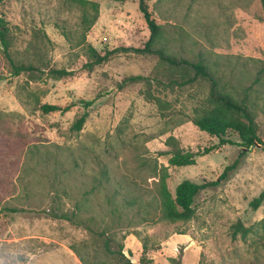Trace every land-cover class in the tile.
I'll return each instance as SVG.
<instances>
[{"label": "rangeland", "instance_id": "obj_1", "mask_svg": "<svg viewBox=\"0 0 264 264\" xmlns=\"http://www.w3.org/2000/svg\"><path fill=\"white\" fill-rule=\"evenodd\" d=\"M92 1L99 17L88 29L71 0L0 3L10 55L0 25V204L21 209L0 215V264H121L122 253L129 264H264V201L250 207L264 190V145L241 144L232 128L225 137L236 144L221 145L196 125L209 107L210 82L181 84V67L135 50L151 34L138 0ZM146 2L162 27L157 47L203 60L235 99L248 94L264 140L260 1ZM91 47L118 50L90 69ZM12 60L35 68L15 75ZM54 68L72 74L56 79ZM131 75L148 79L125 82ZM81 99L95 100L86 108ZM46 102L77 104L45 112ZM84 112L83 128L74 130ZM208 148L193 164L170 162L175 151ZM165 173L172 194L184 179L219 184L197 195L192 219L174 222L164 215ZM73 211L76 222L56 216ZM238 221L251 228L247 236H234Z\"/></svg>", "mask_w": 264, "mask_h": 264}, {"label": "trees", "instance_id": "obj_2", "mask_svg": "<svg viewBox=\"0 0 264 264\" xmlns=\"http://www.w3.org/2000/svg\"><path fill=\"white\" fill-rule=\"evenodd\" d=\"M3 0H0V3ZM79 4L84 9V22L87 23V29L94 25L99 17V4L96 1L92 0H71ZM121 2H125L128 0H117ZM139 1V8L143 13L148 27L151 31L150 37L146 42L144 47L135 48L137 52L140 53H152L158 55L160 60L167 62L172 66L181 67L183 72H185L184 80L181 84H187L189 82H193L198 78L207 79L210 82V92H209V107L205 110V113L200 118H195L194 122L196 125L200 127V129L207 131L212 135H216L220 138V144H236V141L225 137L226 130L229 128L235 129L239 131L243 142L241 144L245 146H252L263 144L264 140L259 136L257 132V123L254 118L253 113L249 109L248 105V94L241 100L235 99L232 95L223 91L219 85V80L217 79L215 73L210 69L207 63L203 60L192 61L186 58H177L168 54L163 46L157 47L158 40L162 37V27L159 22L153 17L152 11L150 10L149 5L147 4L146 0H138ZM262 12H263V23H264V0H259ZM92 9L94 13L90 14L89 9ZM1 40L5 46V53L9 55L8 46L9 42L6 38V27L3 25L1 17ZM118 49L106 50L104 54H101L95 47H91V55L93 60L88 63L90 69L94 68L95 65L102 64L109 60L111 56L117 52ZM13 66V73L18 75L25 71H32L34 70V66L26 65V64H16L12 60ZM50 73L54 78H61L64 76H68L72 74V71L66 68H54L51 69ZM193 73V74H192ZM192 74V75H190ZM148 77L143 75H131L125 79V82H137L140 80H146ZM95 99L79 100V103H82L84 107H90ZM77 103H71L66 106H62L60 104L54 103H43L41 108L45 112H56V111H67L72 106L76 105ZM237 114L242 115L245 121L239 120L237 118ZM87 120V112H84L73 123L74 130H81ZM211 148L206 149L204 153L201 152H193V151H186L180 152L175 151L173 152L172 156L170 157V162L174 165H189L196 162V159L200 155H204L205 153L209 152ZM238 160H236L233 164L228 165L223 172L221 178L228 177L229 173L234 170L238 166ZM219 184L218 180H215L211 183L203 182H195L190 179L182 180L175 188V194L169 189L167 183V174H162L160 177V192L162 197V204L164 209V215L167 219L171 221H188L192 219L195 215V206L194 202L197 195L211 185ZM264 201V190L255 198L250 201V207L252 210H257ZM17 212L21 209L18 207H3L0 204V215L5 211ZM61 218L76 222L77 212L73 211L72 213H61L59 215ZM250 227L245 226L242 221H238L234 225L233 234L236 236L238 233H241L243 237L247 236L248 232L250 231ZM105 247L108 252L110 253H117L118 251L113 250L110 241L107 240L105 242ZM82 261L85 259L80 256ZM121 264H129L130 261L126 258L124 253L119 257ZM90 264V263H86Z\"/></svg>", "mask_w": 264, "mask_h": 264}]
</instances>
